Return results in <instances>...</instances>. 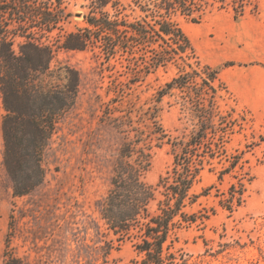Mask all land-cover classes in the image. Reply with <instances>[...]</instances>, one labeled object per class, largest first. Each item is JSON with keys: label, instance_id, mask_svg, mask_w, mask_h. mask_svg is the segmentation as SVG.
Masks as SVG:
<instances>
[{"label": "trees", "instance_id": "obj_1", "mask_svg": "<svg viewBox=\"0 0 264 264\" xmlns=\"http://www.w3.org/2000/svg\"><path fill=\"white\" fill-rule=\"evenodd\" d=\"M56 1L0 0L3 164L12 180L14 196H25L44 182V154L59 121L78 97L80 75L75 68L59 67L65 81H54L51 62L56 49L85 50L92 43L102 42L104 49L114 54L124 48L121 36L125 33L126 37L138 38V84L169 63L181 70L145 100L138 95V104L124 106V98H112L103 105L102 120L123 136L111 187L100 205L109 233L118 240L134 242L137 257L128 264H241L234 257L238 248H244L240 240L220 241L217 249L205 240V253L194 261L176 248L181 229L208 218L187 210L203 194L195 193L194 186L206 166L215 172V160L221 157L225 161L216 173L219 181L239 167L241 157H232L226 151L238 122L235 114L246 123L253 121L247 109L238 111L237 100L220 79V69L201 61L176 17L200 22L218 9L232 10L239 19L248 12L257 13L258 5L251 0H138L145 15L129 23L104 11L113 5L112 0H95L94 9L98 11L88 17L92 28L61 34L62 22L70 14ZM33 22L38 25H27ZM56 30L59 33L54 39ZM113 92L120 96L119 91ZM167 96L176 98L190 122L176 137L162 123V103ZM222 99L233 102L228 111L221 108ZM166 144L171 147L172 166L160 175L155 186L150 185L144 175L151 167L155 148ZM245 180L231 185L224 201L227 209L242 205L247 191ZM108 245L112 249L113 240ZM259 253L249 264H264V250L259 249ZM206 257L211 259H203Z\"/></svg>", "mask_w": 264, "mask_h": 264}, {"label": "rangeland", "instance_id": "obj_2", "mask_svg": "<svg viewBox=\"0 0 264 264\" xmlns=\"http://www.w3.org/2000/svg\"><path fill=\"white\" fill-rule=\"evenodd\" d=\"M43 1L57 4L56 0ZM59 1L70 14L62 22L61 34L92 28L88 17L98 11L94 9L95 0ZM251 1L258 5V12H248L239 19L232 10L218 9L207 13L200 22L181 15L176 17L203 63L213 64L220 72L226 64H231L222 59L230 54L232 42L240 44L251 34L253 21L264 20V0ZM112 2L113 5L104 9L112 18L135 23L145 15L138 0ZM58 33L56 30L54 39ZM121 37L124 48L114 54H109L102 42L92 43L85 50L56 49L51 62L54 81L63 83L65 79L59 67L70 65L80 75L79 93L74 107L59 121L44 154V182L22 197L14 196L12 180L3 164L5 109L0 96V264H128L137 257L132 239L118 240L109 233L101 216L100 205L111 187L115 160L123 142V136L102 120L103 105L112 98L115 101L124 98V106L138 104V95L145 100L176 77L181 69L169 63L138 84V38L126 37L125 33ZM114 90L119 91L118 98ZM231 103L229 99L219 100L223 111H228ZM162 108L165 128L174 137L181 135L190 124L181 105L175 97L167 96ZM242 109L239 106L238 111ZM234 117L238 122L226 151L232 157H241L239 167L219 181L216 173L225 161L220 160L221 157L215 160V172L206 166L194 186L195 193L203 194L187 210L199 216L208 215V218L204 223L178 232L176 248L192 256V261L205 253V240L210 241L214 249L220 241L240 240L244 248H238L234 257L241 264H249L259 257V249L264 250V127L254 118L246 123L239 114ZM172 163L170 145L155 148L144 180L155 186ZM244 177L247 186L244 201L229 210L224 206L229 189ZM206 188L210 189L205 194ZM110 240L114 243L112 249L108 245Z\"/></svg>", "mask_w": 264, "mask_h": 264}, {"label": "crops", "instance_id": "obj_3", "mask_svg": "<svg viewBox=\"0 0 264 264\" xmlns=\"http://www.w3.org/2000/svg\"><path fill=\"white\" fill-rule=\"evenodd\" d=\"M240 44L232 42L230 54L222 59L232 65L221 70L220 79L238 106L247 109L255 122L264 127V20H254L251 34Z\"/></svg>", "mask_w": 264, "mask_h": 264}]
</instances>
